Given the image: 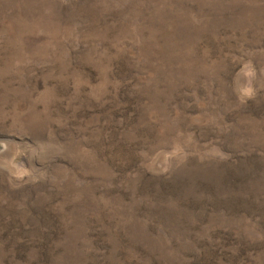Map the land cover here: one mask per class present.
Listing matches in <instances>:
<instances>
[{"label": "rangeland", "instance_id": "1", "mask_svg": "<svg viewBox=\"0 0 264 264\" xmlns=\"http://www.w3.org/2000/svg\"><path fill=\"white\" fill-rule=\"evenodd\" d=\"M0 264H264V0H0Z\"/></svg>", "mask_w": 264, "mask_h": 264}]
</instances>
